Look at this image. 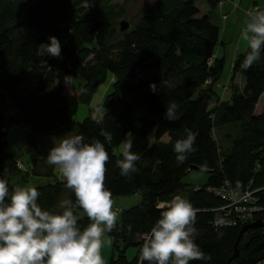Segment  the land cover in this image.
I'll return each mask as SVG.
<instances>
[{
  "label": "trees",
  "instance_id": "trees-1",
  "mask_svg": "<svg viewBox=\"0 0 264 264\" xmlns=\"http://www.w3.org/2000/svg\"><path fill=\"white\" fill-rule=\"evenodd\" d=\"M90 1L69 0L72 7L67 11L65 1L51 8L37 0H0V104L10 106L0 111V178L8 181L10 191L14 181L47 180L35 186L40 192L37 202L44 210L62 212L61 203L70 200L75 204L76 197L56 176L57 167L46 162L48 152L34 157L29 170H19L21 161L10 153L7 136L12 127L27 128L26 142L33 146L54 134L65 138L83 135L85 143L98 140L109 153L105 185L112 199L141 197L136 206L122 212L121 234L114 239L121 240L123 251L110 264H138L139 255L128 262L125 250L134 247L135 236H140L137 247H142L145 234L160 218L156 205L175 195L199 210L194 239L210 257L189 264H227L242 227L258 221L262 228L248 231L246 239L243 235L238 259L231 264H264V128L262 117L252 115L264 95V48L247 70L241 64L250 49L237 57L231 82L239 75L244 85L232 90L230 103L219 101L211 111L212 98H218L203 86L207 80L218 81L224 60L207 65L215 55L219 29L208 15L201 16L196 3L204 2L213 11L223 7V0H161L121 38L114 28V8L95 13L80 7ZM63 23L70 29H64ZM51 36L60 41V57L43 53L40 47L49 44ZM72 44L74 49H70ZM29 71L36 77L33 85L28 82ZM108 74L113 77V90L105 97L103 115L99 107L90 110L88 118L71 129L79 102L87 101ZM66 76L85 83L81 95L66 96L63 86H55L57 81L65 82ZM150 84L157 86L156 92ZM171 102L178 105L175 121L166 119ZM96 112L99 115L92 120ZM245 117H249L251 138L236 141L228 154L220 156L212 137L214 128L239 123ZM189 131L195 136V151L179 162L174 144ZM165 137L167 142H163ZM126 140L133 142L131 151L140 156L137 171L128 177L121 175L116 164L123 159L116 150ZM191 168L207 175L204 188L181 182ZM226 184L238 193L258 191L255 205L262 210L235 229H215L213 223L221 214L217 210L224 203L207 190ZM74 212L81 230L91 223L82 209L74 208Z\"/></svg>",
  "mask_w": 264,
  "mask_h": 264
},
{
  "label": "clouds",
  "instance_id": "clouds-1",
  "mask_svg": "<svg viewBox=\"0 0 264 264\" xmlns=\"http://www.w3.org/2000/svg\"><path fill=\"white\" fill-rule=\"evenodd\" d=\"M240 39L250 51L241 67L250 68L264 48V11L248 13ZM40 47L53 57H60L61 44L55 37ZM47 64V61H43ZM71 77H65L69 85ZM156 92L157 86L150 84ZM178 105L169 103L166 119L175 121ZM195 136L189 131L187 137L174 144L177 160L183 162L187 154L195 151ZM133 142L122 144L123 159L117 160L122 176L137 171L140 156L132 152ZM110 159L103 143H85L83 135L61 138L49 150L46 162L58 168L65 187L76 197L75 204L63 201L60 213L44 210L39 204L40 192L36 187L15 186L9 189L6 179L0 178V264H106L102 255L105 246L110 247L111 238L106 234L117 224L118 212L114 210L111 191L106 187L107 163ZM160 218L150 232L145 234L138 264H189L193 260L210 259L195 243L197 229L194 227L198 209L181 195L171 201L158 203ZM74 208L82 209L91 221L83 230L78 226ZM228 222L217 218L218 226ZM131 229V226H129Z\"/></svg>",
  "mask_w": 264,
  "mask_h": 264
},
{
  "label": "rangeland",
  "instance_id": "rangeland-1",
  "mask_svg": "<svg viewBox=\"0 0 264 264\" xmlns=\"http://www.w3.org/2000/svg\"><path fill=\"white\" fill-rule=\"evenodd\" d=\"M40 2H44L47 6L51 8L57 7L64 3L68 5L69 0H37ZM161 0H92L90 2L83 3L80 7H84L92 12H98L101 9H105L108 7L114 8V28L118 31L119 37H123L124 35L131 33L134 30L135 25L143 16L151 12L156 4ZM224 8L223 9H215L213 11L206 5L204 2L196 3L198 9H200L201 16L208 15L212 21V23L218 27L219 29V42L217 48L215 50V59L217 61H221L224 59V66L218 81L214 82L213 80H207L205 85L203 86L207 91L212 89L215 97L212 98V103L210 104V110L215 111L218 107V102L220 101L223 104H228L231 101L232 90L235 87L242 88L244 85V80L241 76H234V82H231V78L233 77L232 73V64H233V56L234 50L236 47V42L239 40L241 31L245 25V22L248 18H238V15L234 12L231 13L230 9L232 4H235L236 7H239L241 0H223ZM256 2V5L259 7L260 11H264V0H243L244 5L252 4ZM72 5H68L66 10L70 9ZM242 7V6H241ZM230 12V13H229ZM225 16L226 20H223L222 17ZM126 22L129 25V29L125 33H120V23ZM62 27L64 29H70V25L67 23H63ZM69 39H71L69 34ZM221 43H224L225 48L222 49ZM75 45L72 44L70 49H74ZM44 53V49L42 50ZM236 77V78H235ZM28 82L30 84H34L36 81V77L32 71H29ZM113 77L111 74L107 75V78L104 83L99 85L93 93L88 96L87 101L79 102L76 114L73 118V123L70 126L71 129L76 128V126L88 118L90 110H96L98 107L100 108V112L103 115L104 113V100L105 97L112 93V85L111 82ZM28 83L26 82L25 85ZM61 85L64 88V94L66 96H76L81 95L82 88L85 86V83L80 78H75L71 80L70 84L67 85L63 81H57L56 85ZM10 107V106H9ZM8 106L2 107L0 104V111L5 112ZM255 117H262L264 128V95L262 96L260 102L255 107L253 113ZM26 140V134L23 132L13 133L12 131L8 135V148L10 153H13L19 160L24 164L25 169L29 170L31 166L32 159L37 157V151L41 149L43 152L47 149H51L54 146V143H58L61 138H65L61 134H56L55 136L44 139L41 142H37L35 145L31 146L22 141L23 138ZM70 137V136H68ZM213 140L217 146L220 156L228 154L236 141H240L242 139L249 140L251 138V125L249 123V117L243 118L239 123L218 128L215 127L212 133ZM168 138L165 137L163 142H167ZM153 140H150L152 143ZM122 146L116 150V153L121 151ZM24 169V171H25ZM20 170V169H19ZM23 171V170H22ZM57 177L62 178L58 168L55 171ZM63 179V178H62ZM181 182L190 188H204L207 183V175L191 170L189 171L181 180ZM47 180H41L36 182L35 180L28 179L26 183L21 184L18 181L13 182V186H28L35 187L37 185L47 184ZM114 201V209H118L120 211V215L117 220V229L113 232H109L106 234L105 239L111 238L112 244L110 247L105 246L102 249V255L106 261V264H110L112 258H117L119 256V252L123 251V244L121 240L115 241L114 235L121 234L122 228V212L136 206L140 201V195H135L132 197H119L113 198ZM84 215V214H82ZM86 215V214H85ZM255 223V222H253ZM248 234L244 236V238H248ZM116 244L117 248H114ZM140 247H129L124 252V257L128 262H133L140 253Z\"/></svg>",
  "mask_w": 264,
  "mask_h": 264
},
{
  "label": "built area",
  "instance_id": "built-area-1",
  "mask_svg": "<svg viewBox=\"0 0 264 264\" xmlns=\"http://www.w3.org/2000/svg\"><path fill=\"white\" fill-rule=\"evenodd\" d=\"M221 6L222 4L219 5V7ZM257 10L260 11L259 7L257 5H254L249 13ZM222 18L223 20L226 19L225 16H223ZM215 61V55L211 56L207 61L208 67L213 66ZM98 115V112L93 113L91 115L92 120H95ZM17 168L20 170H24L25 166L22 162H18ZM257 192L258 191H251L249 189L244 193H238L230 189L229 185L227 184L220 189H208L207 193L213 195L224 203V205L217 211L221 213L219 218H223L228 222L225 226H218L216 224V219L213 223V227L215 229H235L246 222L252 221L255 214L259 213L262 210L255 205V194ZM114 210H117L119 217L120 211L117 208Z\"/></svg>",
  "mask_w": 264,
  "mask_h": 264
},
{
  "label": "crops",
  "instance_id": "crops-1",
  "mask_svg": "<svg viewBox=\"0 0 264 264\" xmlns=\"http://www.w3.org/2000/svg\"><path fill=\"white\" fill-rule=\"evenodd\" d=\"M240 4L241 5H239V7H236L235 6V4H232L233 6H231V9H230V12L231 13H236L237 15H238V18H248V13H249V11L251 10V8L254 6V5H256V2H253L252 4L250 3V4H248V5H244V3H243V0H241V2H240ZM224 5L225 4H223V7L221 8V9H223L224 8ZM242 6V7H241ZM220 9V10H221ZM200 10V9H199ZM229 12V13H230ZM223 19V18H222ZM226 20V19H225ZM221 46H222V49H224L225 48V45H224V43H221ZM247 48H248V46H247V44H246V42H244V41H242L240 38H239V40L236 42V47H235V50H234V56H233V64H234V62L236 61V59H237V57H239L240 55H243L245 52H246V50H247ZM216 57V56H215ZM217 58V57H216ZM222 60H224V59H222ZM225 63V62H224ZM233 64H232V67H233ZM236 78V77H235ZM232 79V78H231ZM234 78H233V81L232 82H234ZM13 132V133H19V132H23V133H25L26 134V136L29 134V130L27 129V128H16V127H12L10 130H9V133H8V135L10 134V132ZM56 134H54V135H51V136H47V137H45V138H43L42 140H40L39 142H41V141H43L44 139H48V138H51V137H53V136H55ZM20 139H22V141L24 142V143H26V144H28L27 142H26V140L24 139V137L23 138H20ZM7 143H8V136H7ZM9 146V145H8ZM41 152H43L41 149H39L38 151H37V156H39V154L41 153ZM44 152H49V149H47L46 151H44ZM13 154V153H12ZM16 156V155H15Z\"/></svg>",
  "mask_w": 264,
  "mask_h": 264
},
{
  "label": "water",
  "instance_id": "water-1",
  "mask_svg": "<svg viewBox=\"0 0 264 264\" xmlns=\"http://www.w3.org/2000/svg\"><path fill=\"white\" fill-rule=\"evenodd\" d=\"M120 33H125L128 31L129 29V25L126 22H121L120 23ZM191 170H197L196 168H191ZM262 228V223L261 222H255L253 224L250 225H246L244 227H242V229L240 230L238 237L236 239L235 245H234V254L233 256L228 260L227 264H231L233 261L238 259L239 256V252H238V245L243 237V235H245L248 231L250 230H254V229H260ZM141 244V239L140 236H135L133 238V246L137 247Z\"/></svg>",
  "mask_w": 264,
  "mask_h": 264
}]
</instances>
